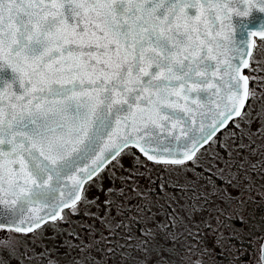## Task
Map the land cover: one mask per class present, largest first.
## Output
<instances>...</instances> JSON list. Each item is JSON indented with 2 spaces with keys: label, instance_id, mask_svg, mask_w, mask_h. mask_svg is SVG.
<instances>
[{
  "label": "snow or ice",
  "instance_id": "6c2138e0",
  "mask_svg": "<svg viewBox=\"0 0 264 264\" xmlns=\"http://www.w3.org/2000/svg\"><path fill=\"white\" fill-rule=\"evenodd\" d=\"M264 0H0V264H264Z\"/></svg>",
  "mask_w": 264,
  "mask_h": 264
},
{
  "label": "rangeland",
  "instance_id": "374dc122",
  "mask_svg": "<svg viewBox=\"0 0 264 264\" xmlns=\"http://www.w3.org/2000/svg\"><path fill=\"white\" fill-rule=\"evenodd\" d=\"M249 216L252 218L250 226H254L257 230L260 228V221L264 220V206L260 202L250 205L247 209Z\"/></svg>",
  "mask_w": 264,
  "mask_h": 264
}]
</instances>
